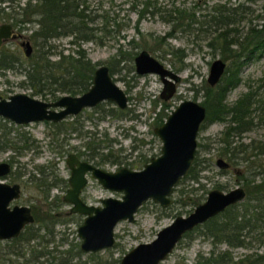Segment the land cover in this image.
I'll use <instances>...</instances> for the list:
<instances>
[{
	"label": "rangeland",
	"instance_id": "374dc122",
	"mask_svg": "<svg viewBox=\"0 0 264 264\" xmlns=\"http://www.w3.org/2000/svg\"><path fill=\"white\" fill-rule=\"evenodd\" d=\"M23 1L20 0L21 3ZM89 1L92 6L102 4L103 8L109 9L110 14L117 13L119 19L130 17L128 26L120 30L117 36L107 38L102 44L94 41L81 42V46L86 49L87 56L92 61L107 65L113 63V78L124 89L128 104L120 108L114 101L106 99L99 102L97 106L86 107L76 115L68 116L66 119L77 117L78 125L82 126L80 132L83 135H77L76 132L67 129L65 133L62 132L59 135L56 142H53V147L49 146V140L56 127L51 123L32 121L20 124L0 116V122L8 127L7 137L20 145L22 142L17 139L23 133L30 139L28 142L30 146L21 150L15 151L10 147L0 149V161L12 162L13 172L6 178V181L18 182L22 189L20 197L12 202L30 206L35 203L38 205L39 213H45L51 203L50 213L55 214V222L49 224L51 233L47 234L41 230L40 233L43 234L41 239L35 238L29 243L24 242L22 248L25 256H9L17 263L24 264V257H28L30 249L35 247L48 254H42L37 257L36 261L27 264H120V258L126 251L140 242L153 239L157 231L176 215H185L190 212L197 202L205 199L210 189L219 188L226 191L236 185H242L245 188L237 172L245 168L248 164L246 161L238 159V164H231L224 168L216 163V158L221 157L219 154L221 144L217 139L228 122L209 121L206 116L197 133L195 169L198 181L187 175L184 176L170 194L173 201L167 206H162L151 198L147 199L134 214L133 221L121 220L115 225V243L111 247L88 252L80 250L77 227L82 222L83 215L68 214L69 204L62 200V195L69 186L67 177L70 170L66 164L67 154L71 151L77 153L78 148L84 149V145L89 140L97 156L92 160L88 157L93 164L110 171L121 166L142 168L152 156L160 153L162 142L154 133V127L159 125L160 120L163 122L170 111L183 99H193L205 105L204 87L209 86L206 78L212 60L220 57L226 62V67L229 65L230 58H223L217 46L213 48L208 45L215 30L217 32L222 29L221 27H226L229 37L238 41L230 47L237 53H243L248 52L251 43L257 37L252 28L260 29L264 24V0H153L154 13L144 12L142 14L138 21V31L135 29V24L142 7L141 0H137L134 6L132 3L134 0ZM7 5L8 1L0 0V7H4V11L10 10ZM179 10L193 11L200 18L201 23H193L192 28L179 27L175 20L170 19H177L186 14H180ZM2 21H9L13 24L12 19L8 17H0V22ZM16 26L14 28L17 32L28 37L29 31L19 30ZM168 31H172L169 36ZM247 35L248 39L245 38ZM158 36H165V43L168 47L183 49L184 57L177 60L178 57L165 52V46L155 43V37ZM25 37L10 38L4 42L3 46L10 50L18 47L22 51L18 39L22 40ZM132 38L138 43L135 48H131L128 44V40ZM69 40L70 36L53 39L57 44V49L65 53L73 52L77 47ZM118 48H121L122 52L133 51L134 55L141 49H146L165 66L178 73L179 80L176 81V91L173 96L167 100L162 99L160 91L163 83L159 75L154 72L137 73L133 60L134 55L132 59L121 60L116 54ZM52 57L58 58L57 55ZM231 58L237 61L238 55H233ZM171 61H174L175 66L181 67L176 69ZM238 76L240 79L238 84L227 91L225 104L230 106L243 93L253 91L256 98L253 106L256 105L258 108L252 118V127L243 131L239 136L235 135L232 145L238 144L239 141L252 145L256 144L257 140H264V50L258 48L252 52L240 67ZM24 77L19 69H0V93L4 97L16 92L31 95V89L21 82ZM34 96L45 100L49 98ZM226 117L229 118L230 115ZM62 143L63 146H61ZM65 149L68 150L65 151ZM108 152L110 154L105 155ZM253 152L257 151L248 149L249 159L254 160L247 165L248 167L254 165L249 173L253 170L257 171L255 165L260 164L259 160L264 161V152L255 155ZM100 156L103 157L101 160ZM42 164L47 165L46 175L55 173L58 179H66V182L61 181L52 186L46 199H42V195L38 193L40 191L36 190L27 180L31 174L39 176L36 167ZM258 169L263 172L264 164ZM254 175L253 181L255 183L260 181V174ZM87 176V184L81 192V198L86 203L98 205L103 197L121 196V191L104 188L90 174ZM205 233V226H200L190 236L182 237L160 264H193L199 254L206 256L211 249L227 250L233 256L234 261L245 254L264 251V245L255 241L249 242L248 246L235 247L225 241L214 240L212 236H206ZM0 246L5 247L4 240ZM0 264H10V262L4 260ZM228 264L234 263L229 262Z\"/></svg>",
	"mask_w": 264,
	"mask_h": 264
},
{
	"label": "trees",
	"instance_id": "16d2710c",
	"mask_svg": "<svg viewBox=\"0 0 264 264\" xmlns=\"http://www.w3.org/2000/svg\"><path fill=\"white\" fill-rule=\"evenodd\" d=\"M6 1H8L7 6L10 10L4 11V7H0V17H8L12 19L13 25H17L16 27L19 30L29 31L28 38L33 49L29 55H26L18 47L10 50L1 45L0 69H19V72L25 76L21 82L31 89V95H39L43 98L49 97L48 99H54L62 93L79 94L90 86L95 67L101 62L92 61L87 56L86 49L81 46V42L94 41L102 44L107 38L117 36L120 30L130 23V17L119 19L117 13L110 14L109 9L103 8L102 4L92 6L89 0H24L22 3L20 0ZM141 1L142 7L139 10V17L135 24L136 31H138V21L142 14L144 12L154 13L155 3L153 0ZM132 3L133 6L136 5L137 0L132 1ZM178 12L186 14L177 19H170L175 20L176 25L179 27L192 28L193 23H201L200 18L193 11L179 10ZM221 28L217 32L215 30V34L208 45L213 48L217 46L222 57L231 60L221 76L220 82L215 87H204L206 116L209 121L228 122L217 139L221 144L219 147L220 156L225 158L229 165L238 164V159L249 164L254 160L249 159L248 149L251 148V150L257 151L256 153L253 152V155L264 152V140H257V143L252 145L241 141L236 145H232V143L235 141L233 140L235 135L239 136L243 131L252 127V118L258 108L256 105L253 106L256 102L255 93L253 91L243 93L230 106L226 105L224 100L227 91L238 84L240 80L238 72L243 62L256 49L264 50V24L260 29L252 28L257 37L252 42L253 45L251 43L248 52L243 53H237L236 50L230 47L231 44H236L238 41L229 37L226 27ZM171 34L172 31L167 32L168 36ZM62 36H70L69 42L77 45L73 52L65 53L57 49V44L54 43L53 39ZM155 38V43L165 46V52L178 57L177 60L184 57L183 49L171 48L166 45L165 36ZM245 38L248 39V35ZM128 44L131 48L138 45L133 38L128 40ZM116 54L119 55V59L127 60L133 58L134 52H122L121 48H118ZM53 55H57L58 58L54 59ZM233 55H238L237 61L232 60ZM112 64H108L111 74ZM171 64L176 69L181 67L175 66L174 61H171ZM227 115H230V117H226ZM45 122H49L56 127L49 140V146L51 147H53V142L58 140L59 135L62 132L65 133L67 129L76 132L77 135H83L80 132L82 126L78 125L77 117L56 122L45 120ZM7 128L5 123L0 122V149L10 147L16 151L30 146L28 143L30 139L25 133L17 139L22 142L20 145L15 143L12 138L7 137V132H9L6 130ZM61 146H63V143ZM84 146V149L78 148V155L87 156L89 159L97 157L95 149L90 146L89 140ZM67 150L65 149V151ZM108 154L110 153L108 152L105 155ZM102 158V156L99 157L100 160ZM259 161H261L260 164L255 165L257 171L253 170L252 173H249L254 165L248 167L247 164L245 168L240 169L241 172H237L238 177L243 180L245 185L246 195L244 200L227 206L217 215L187 231L183 237L190 236L194 230L199 229L200 226H205L206 236H212L214 240L225 241L230 246L244 247L250 245L249 242L252 241L264 245V171L258 169V167L263 166L264 161ZM10 163L12 164V162ZM195 163L194 160L187 176L198 181ZM46 166L43 164L37 166L36 170L39 176L31 174L27 178L32 186L41 192L38 193L42 195V199L47 198L52 186L59 184L61 181L66 182L64 178L58 179L55 173L46 175ZM254 174H260V181L256 183L253 181ZM31 207L34 224L26 226L18 237L6 240L5 247L0 246L1 263L7 260L10 264H22L13 261L9 256H25V252L22 250L24 242L29 243L30 240L35 238L41 239L43 237V234L40 233L41 230H44L47 234L52 232L49 224L55 222V214L50 213L51 203L45 213H39L38 205L35 203L31 204ZM41 254H48V252L32 247L28 257H24L23 262H34ZM229 262L234 264H264V251L248 253L234 261L233 256L227 250L216 251L211 249L206 256L199 254L193 264H228Z\"/></svg>",
	"mask_w": 264,
	"mask_h": 264
},
{
	"label": "water",
	"instance_id": "95a60500",
	"mask_svg": "<svg viewBox=\"0 0 264 264\" xmlns=\"http://www.w3.org/2000/svg\"><path fill=\"white\" fill-rule=\"evenodd\" d=\"M21 37L9 21L0 22V46L9 38ZM25 54L32 50L29 39L21 42ZM137 73H157L163 83L160 97L168 99L176 90L179 74L152 56L146 49L134 55ZM226 62L216 57L212 60L206 81L210 87L220 80ZM112 100L120 108L128 104V97L113 75L109 66L99 63L93 73L90 86L79 94L62 93L54 99H42L25 92H16L4 97L0 93V116L15 123L32 121H60L69 115L79 113L86 107H94L103 100ZM206 117V107L193 99L181 100L170 111L166 119L154 127V132L162 144L160 153L144 163L140 169L121 166L116 170H106L93 163L80 159L69 152L66 164L70 170L67 177L69 186L62 198L70 204L69 211L83 214L77 227L83 251H97L114 245V228L121 220H134L139 206L151 198L161 205L172 202L170 194L180 179L187 175L197 149V133ZM216 163L224 168L229 163L217 157ZM7 160L0 161V239L16 237L26 223L34 220L31 207L27 204L10 202L20 196L18 183L7 182L6 175L11 170ZM89 172L104 188L121 191L120 197L106 196L100 204L86 203L81 198L82 189L87 183ZM246 195L242 185L229 190L210 189L203 201L183 215H176L168 224L161 227L150 241L140 242L120 258V264H160L183 235L195 226L223 211L227 206L241 201Z\"/></svg>",
	"mask_w": 264,
	"mask_h": 264
},
{
	"label": "flooded vegetation",
	"instance_id": "af4514ba",
	"mask_svg": "<svg viewBox=\"0 0 264 264\" xmlns=\"http://www.w3.org/2000/svg\"><path fill=\"white\" fill-rule=\"evenodd\" d=\"M12 25H13V24H12ZM262 26H263V25H262ZM13 27H14V26H13ZM19 37H20V36H19ZM21 37H25V36L22 35ZM25 38L29 39L28 37H25ZM25 38L22 39V40L18 39V43H19L20 47L22 48L23 53H25V52H24V50H25V46H23V45L21 44V42H22L23 40H25ZM9 39H10V38H9ZM9 39H7V40H9ZM29 41H30V39H29ZM4 42H5V41H4ZM4 42L2 43V45L4 44ZM30 43H31V41H30ZM31 46H32V43H31ZM32 49H33V46H32ZM31 51H32V50H31ZM95 68H96V67H95ZM216 84H217V83H216ZM216 84H215V85H216ZM213 87H214V86H213ZM175 91H176V90H175ZM174 93H175V92H174ZM172 96H173V95H172ZM161 98H162V97H161ZM169 98H170V97H169ZM169 98H168V99H169ZM162 99H163V98H162ZM164 100H167V99H164ZM81 111H82V110H81ZM74 115H76V114H74ZM74 115H69V116L72 117V116H74ZM67 117H68V116H67ZM67 117H66V118H67ZM66 118H64V119H66ZM165 119H166V118H165ZM62 120H63V119H62ZM60 121H61V120H60ZM161 123H162V121L160 120L159 124H161ZM156 126H157V125H156ZM153 131H154V129H153ZM154 133H155V132H154ZM156 135H157V134H156ZM71 152H73V151H71ZM74 153H75L80 159H83V160H86V161L91 162V161L88 159L87 156L85 157V156L78 155L76 152H74ZM152 157H153V156H152ZM196 157H197V156H196V153H195V156H194L193 161H194V160L196 161ZM91 160H92V159H91ZM193 161H192V163H193ZM9 162H10V161H9ZM147 162H148V161H147ZM91 163H92V162H91ZM145 163H146V162H145ZM10 164H11V163H10ZM94 165H95V164H94ZM191 165H192V164H191ZM11 166H12V164H11ZM96 166H97V165H96ZM228 166H229V165H228ZM142 167H143V166H142ZM133 169H134V168H133ZM188 171H189V170H188ZM12 172H13V168L11 167V170H10V172L6 175L5 180H6V178H7ZM88 174H90V173L87 172V173H86V176H87ZM187 174H188V173H187ZM185 176H186V175H185ZM183 177H184V176H183ZM183 177H182V178H183ZM182 178H181V179H182ZM181 179H180V180H181ZM87 181H88V176H87ZM7 182H8V181H7ZM11 183H13V182H11ZM16 183H18V182H16ZM178 183H179V182H178ZM18 184H19V186H20V192H21V190H22V189H21V185H20V183H18ZM86 184H87V183H86ZM68 185H69V184H68ZM85 186H86V185H85ZM85 186H84V187H85ZM176 186H177V185H176ZM176 186H175V187H176ZM175 187H174V188H175ZM173 191H174V189H173ZM173 191H172V192H173ZM20 195H21V194H20ZM80 196H81V194H80ZM19 197H20V196H19ZM170 197H171V196H170ZM13 200H14V199H13ZM13 200H12V201H13ZM62 200H63V198H62ZM12 201L10 202V205L13 204ZM63 201H64V200H63ZM83 201H84V200H83ZM172 201H173V198H172ZM64 202H65V201H64ZM144 202H145V201H144ZM144 202H143V203H144ZM65 203H67V202H65ZM143 203H142V204H143ZM67 204H69V203H67ZM142 204H141V205H142ZM169 204H170V203H169ZM169 204H168V205H169ZM141 205H140V206H141ZM29 206H30V205H29ZM140 206H139V207H140ZM162 206H167V205H162ZM30 207H31V206H30ZM69 207H70V204H69ZM31 208H32V207H31ZM137 210H138V209H137ZM31 212H32V209H31ZM67 213H68V214H74V213H76V212H70V211H69V208H68ZM188 213H189V212H188ZM32 214H33V213H32ZM77 214H80V213H77ZM80 215H83V214H80ZM33 217H34V215H33ZM83 217H84V215H83ZM125 220H126V219H125ZM29 224H34V220H33L32 222H28V223H26L25 226L22 228L21 232H22V231L26 228V226H28ZM114 229H115V228H114ZM21 232L19 233V235L21 234ZM19 235H18V236H19ZM77 235H78V234H77ZM18 236H16V237H18ZM114 236H115V235H114ZM16 237H11V238H6V239H0V241L2 242V240L6 241V240H9V239H12V238H16ZM78 237H79V236H78ZM79 238H80V237H79ZM80 242H81V239H80ZM114 243H115V242H114ZM79 247H80V246H79ZM22 250H23V248H22ZM80 250H82V249L80 248ZM82 251H83V250H82ZM84 252H88V251H84ZM41 255H42V254H41ZM37 259H38V258H37ZM23 263H24V264H27L26 261H24Z\"/></svg>",
	"mask_w": 264,
	"mask_h": 264
}]
</instances>
